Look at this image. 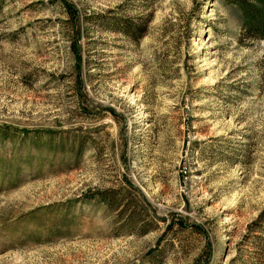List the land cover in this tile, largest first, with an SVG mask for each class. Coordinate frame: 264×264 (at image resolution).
<instances>
[{"label": "rangeland", "instance_id": "rangeland-1", "mask_svg": "<svg viewBox=\"0 0 264 264\" xmlns=\"http://www.w3.org/2000/svg\"><path fill=\"white\" fill-rule=\"evenodd\" d=\"M66 2L79 83L60 1L0 0V264H264V44L237 8Z\"/></svg>", "mask_w": 264, "mask_h": 264}, {"label": "trees", "instance_id": "trees-1", "mask_svg": "<svg viewBox=\"0 0 264 264\" xmlns=\"http://www.w3.org/2000/svg\"><path fill=\"white\" fill-rule=\"evenodd\" d=\"M60 5L66 13V24L69 30V48L73 59V64L76 69V80L79 83L81 75V54L79 50V39L83 37L82 29L79 27L78 18L74 8L66 2L59 0ZM225 5L234 6L240 14L239 40H253L264 44V0H222ZM132 22V21H131ZM148 20L142 24L130 23L132 28L124 25L122 28H113L112 31L120 32L121 34L130 37L133 41H137L142 37L144 27ZM106 111L111 112L110 109ZM113 114V113H112ZM253 232H264V210H262L256 220L253 222ZM252 225V226H253ZM168 226V225H167Z\"/></svg>", "mask_w": 264, "mask_h": 264}]
</instances>
